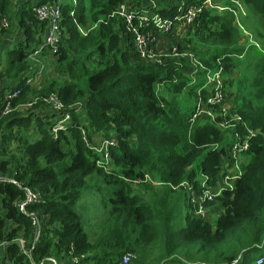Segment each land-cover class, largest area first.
Returning a JSON list of instances; mask_svg holds the SVG:
<instances>
[{
  "label": "trees",
  "instance_id": "1",
  "mask_svg": "<svg viewBox=\"0 0 264 264\" xmlns=\"http://www.w3.org/2000/svg\"><path fill=\"white\" fill-rule=\"evenodd\" d=\"M55 1L18 4L21 9L12 14L24 41L0 58V64L5 61L0 67L1 104L7 92L23 91L12 113L0 117V174L15 177L43 194L42 202L23 213L15 206L24 199L23 191L0 184V264H42L50 259L60 264L63 257L79 264H122L129 255L132 264H264V45L256 40L259 49L254 41L249 43L252 47L239 46L243 30L236 20L251 35L255 31L252 23L243 20L247 14L231 2L224 6L222 0H213L231 11L205 10L186 30L202 40V47L211 46L213 51L204 52L191 40L188 46L175 44L180 51L193 53L208 69L228 61L229 77L228 72L245 68L235 85L237 92L227 88V94L240 102L236 110L249 129L240 128L241 133L256 135L242 159L243 175L234 190L224 192L212 204L221 206L223 213L211 223V217L195 215L184 189L173 188L189 181L201 190L193 168L199 159L200 177L207 178L209 187L215 186L225 170L235 131L221 130L209 121L192 126V111L184 112L175 99L191 84L186 76L193 71L189 61L169 59L165 66L144 62L132 37L123 35L122 21L110 17L122 4L140 8L151 0H63L62 43L57 55L48 56L59 69L58 79H67L63 83L48 79L42 89L26 88L29 53L41 46L47 26L38 20L35 9ZM205 1L156 0L164 18H174L182 2L201 6ZM236 1L264 20V0ZM11 7V0H0V34L7 30L1 24L10 18ZM102 20L105 22L100 23ZM256 25L257 30V21ZM224 50L235 55L221 57L219 51ZM162 84L171 85L173 100L158 94ZM199 87L201 84L190 87L193 95ZM53 94L66 107L81 103L85 110L82 118L73 113L74 125L58 138L51 132L56 114L45 110L43 102L38 101L27 115L19 110ZM85 123L91 141L101 137L117 140L107 170L97 165V154L83 141L79 127ZM14 145L18 154L12 150ZM146 177L151 179L146 184L133 182ZM97 183L102 186L108 222L104 233L92 242L85 215L76 208L89 188L100 190ZM142 185L146 190L167 187L158 194L155 210L144 196L134 193L132 188ZM170 192H179L178 198H172ZM184 195L188 210L176 221V213L184 210L176 208ZM34 215L42 219L39 237L34 232Z\"/></svg>",
  "mask_w": 264,
  "mask_h": 264
},
{
  "label": "built area",
  "instance_id": "2",
  "mask_svg": "<svg viewBox=\"0 0 264 264\" xmlns=\"http://www.w3.org/2000/svg\"><path fill=\"white\" fill-rule=\"evenodd\" d=\"M169 2L171 0H168ZM236 4L243 14V8L236 0H230ZM62 3L63 0H56L53 4L47 3L37 5L35 12L40 22L46 24V31L42 39V44L38 48L33 49L28 56L30 69L27 73L25 81L26 88L42 89L44 87V79L48 68L49 56H55L59 53L62 43ZM217 9L220 13L231 11V8L216 4L213 0L205 1L201 6H187L185 2L178 4L177 14L174 18H164L158 10L156 0H151L147 6L140 8L131 4H122L118 7L110 17L117 18L122 21L124 26L123 35L131 36L132 43L137 54L144 62L148 64H158L165 66L167 60L174 59L177 61L187 60L192 67V74L196 75L200 72L205 74L204 86L198 90L196 105L189 122L192 126L200 122L209 121L215 124L221 130H233L235 134L232 137V144L229 148V157L225 160V170L222 175L217 178V183L213 187H209L207 178L200 177L198 180L201 184L199 191L194 182L185 181L174 190L182 188L189 194V204L195 215L199 218L208 219L212 204L223 195L224 192L233 191L235 183L243 175L241 169L242 160L251 150V141L256 135L252 131H248L246 135L241 133L240 128L248 129L247 123L236 110L233 105H229L228 94L226 92L224 82L228 81L224 64L215 69H208L202 62L191 52H182L176 45L165 48L161 45V36L173 35L177 31L183 32L195 25L205 10ZM235 24L243 30L239 20ZM105 21H100V23ZM98 24V23H97ZM97 24L94 26L96 27ZM2 28L9 29L10 19H3ZM120 28V25H119ZM81 32L86 35L84 30ZM249 43H253L251 40ZM259 48V46L257 45ZM49 55V56H48ZM50 63V62H49ZM43 81V83H42ZM22 89L7 92L4 96L3 103L0 102V117L8 116L13 111V104L22 94ZM38 101L43 102L47 111L56 114L53 119L52 135L58 138L61 132H67L73 124V113L82 114L84 106L77 103L73 106L66 107L59 97L55 94L50 97L38 98L19 110L32 111V108ZM84 143L94 151L97 156V165L107 170L111 160V147L117 145L115 138H96L93 141L89 138V132L85 125L79 127ZM218 149V146L215 147ZM151 179H139L133 181L136 184H146ZM0 184H9L23 191L24 199L15 203V206L23 213H27L29 206L38 204L43 201V194L39 190L27 187L22 181L15 177L0 174ZM42 219L38 215L33 216L34 232L40 236ZM22 246L24 241L20 240ZM132 256H126L122 264H131ZM76 260L73 264H76ZM42 264H58L55 260L50 259Z\"/></svg>",
  "mask_w": 264,
  "mask_h": 264
},
{
  "label": "rangeland",
  "instance_id": "3",
  "mask_svg": "<svg viewBox=\"0 0 264 264\" xmlns=\"http://www.w3.org/2000/svg\"><path fill=\"white\" fill-rule=\"evenodd\" d=\"M11 1H12V7H11V13L9 14L10 18H7L8 20L10 19V27H9V29L6 30L5 33L0 34V58H3V59H4L5 54L8 51L17 48L18 44L20 42L24 41L23 35L20 36V33H19L18 20L15 19L12 12H15L17 10V8H18L17 6H18V4H20V2H24V1H28V0H11ZM34 1H36V0H34ZM224 2L225 3H228V2L233 3L230 0H228V1L224 0ZM240 5L242 6L244 13L247 14V16H248L247 18H243V20L247 24L252 23L251 26L255 31L251 32L253 35L252 36L250 34V32L243 26V31H242L243 35H241L242 38L239 42V46L240 47L246 46L248 48L252 47V45H249V42L251 40L254 41V46H257L259 43L261 44V46L264 45V37H263L264 20H263V18L261 17V15L250 10L249 8L245 7L246 8L245 9L243 4H240ZM256 21L258 24L257 30H256V27H257ZM236 23L238 24V21H236ZM186 34H187V37H185V38H189V39H187L186 41H182V43H185L188 46L187 41L191 40L193 45L196 47H199L200 50H204V52L205 51H209V52L213 51V48L211 46L206 47V48L202 47L203 46L202 40L197 35H195L194 33H190V35H189V32L187 31ZM175 44L176 43H174L173 45H175ZM260 44H259V46H260ZM258 51L261 52V49ZM219 53H221V57L224 55L225 58L232 57L233 55H235V52H233L232 50H224L222 52L219 51ZM49 62H50V60L48 59L49 65H48L47 73H46V76L44 79L45 84H46L48 79L50 81L51 80H59L58 79L59 78V69L56 70L53 67V64H51ZM224 63L226 64V66L224 64V67H225V71L227 72V66L229 65V64H227L228 61H225ZM3 64H5V61H3L0 64V67H2L1 65H3ZM244 72H245V68H243V66H239V68H237L232 73L228 72L229 74H231V76L229 77V75L227 74V77L229 78V80L224 82L227 93L229 92L227 88H231L230 92H237V87L235 88V85L236 84H237V86L239 85L238 82H239L240 78H242ZM189 75H191V74H189V73L186 74V76H188V77H189ZM200 75H201L200 79H204V75L203 74H200ZM66 79H67V77H60L59 82L63 83ZM189 79H190V77H189ZM191 80H190V82H193ZM42 83H43V81H42ZM166 87H168V89H169L171 87V85H168V86L166 85ZM162 88H164L163 89L164 92H165V90H167V88H165V86L161 87V89ZM163 96H164V93L161 97H163ZM175 99L178 101V104L181 106V108L183 109L184 112L189 113L193 110V107L195 104V97L192 94L190 87L187 88L183 93L177 95ZM234 100H235L234 97L229 98L228 99L229 105L230 106L233 105L235 108L238 105L240 106V102H234ZM20 111L24 112L23 114H26V115H27V113H31V112L24 110V109H22ZM84 115H85V110L83 109V114L80 115L81 118ZM12 150L15 154H18V152L16 150V145H14L12 147ZM242 159H243V157H241V160ZM200 164H201V159L197 160L196 163L194 164V167H193L194 170L197 172V178H200V176H201L200 175V168H201ZM198 180H201V179H198ZM92 181H94V180H92ZM91 184L93 185L94 183H91ZM97 184L100 185V190L95 191L94 188H89L84 193L82 200L79 202V204L76 208V210L79 213L83 212L85 215V228H86V231L89 234L92 242L96 241V239L104 233L105 224L108 222L107 221L108 215H107L106 208L104 206L103 195L101 193V187L102 186L100 183H97ZM166 188L167 187L158 186V187L154 188V190H149V189L146 190L144 188V186L142 185V186L133 187L132 189H133L135 194L144 196L149 207L152 210H155L157 208L156 201L159 199L158 194H160V192L166 191L167 190ZM170 195L172 198H174V197L178 198L179 192H172V193L170 192ZM184 197H185V195H184ZM113 198H114V195H112V197L110 198V201L108 202V205H109L108 210L109 211H110L111 205H112L111 199H113ZM172 201H173V199H172ZM185 203H186V197H185V199L183 198L182 200L179 201L178 206H176V204L173 201V204L176 206L177 209H179L180 207L184 208L183 212H180L179 214L176 213V219H175L176 221H179V220L181 221L183 219L184 215L186 214L188 209L185 207ZM217 219H218L217 217H211L210 221H211V223H215L217 221ZM58 261L60 262V264H73V260L70 257H63L62 259H60ZM76 264H79V263L77 262Z\"/></svg>",
  "mask_w": 264,
  "mask_h": 264
},
{
  "label": "crops",
  "instance_id": "4",
  "mask_svg": "<svg viewBox=\"0 0 264 264\" xmlns=\"http://www.w3.org/2000/svg\"><path fill=\"white\" fill-rule=\"evenodd\" d=\"M34 1V0H33ZM224 3V6H225V2L224 0H222ZM228 1V0H227ZM24 2H27V1H24ZM216 4H219L222 6L221 2H216L214 1ZM21 3V2H20ZM18 7V6H17ZM229 8V7H228ZM17 9H21V8H17ZM209 11H216L218 12L217 9H210ZM11 12V11H10ZM17 10L15 12H12V13H16ZM219 14V13H218ZM187 34L185 33V31L183 32H179L177 31L176 33H174L173 35H168V36H165V35H162L161 36V45L165 48H168L170 46H172L174 43H179V42H182V41H186L187 38ZM46 76V75H45ZM190 78L192 79L193 82H191L190 86L189 87H192V86H195L196 84H201V87L198 88V90H200L203 86H204V79H200V73L199 74H196V75H193L191 73V75H189ZM165 86V88H167V90H165V92L163 91L164 88L161 89V87ZM198 90L195 92L194 94V97H195V104H194V107H193V110L192 112L194 111V108H195V105H196V99H197V93H198ZM164 93V96L163 98L168 100V101H171L174 99V96L170 90V88L168 89V87H166L165 84H162L159 86L158 88V94L160 96H162ZM102 138V137H101ZM223 213V209L221 208V206L219 205H215L214 207H212L211 209V212H210V217H217L219 218V216Z\"/></svg>",
  "mask_w": 264,
  "mask_h": 264
}]
</instances>
